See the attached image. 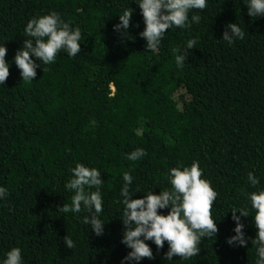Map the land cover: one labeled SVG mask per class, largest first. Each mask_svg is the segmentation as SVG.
<instances>
[{
  "label": "trees",
  "instance_id": "obj_1",
  "mask_svg": "<svg viewBox=\"0 0 264 264\" xmlns=\"http://www.w3.org/2000/svg\"><path fill=\"white\" fill-rule=\"evenodd\" d=\"M136 2L0 0V45L10 64L0 85V186L8 189L0 200V259L19 247L24 264H121L131 251L121 243L123 205L116 202L123 173L131 171L133 190L140 189L132 199H140L169 189L171 168L198 161L219 193L212 210L218 232L188 260L168 262L167 242L157 251L147 241L155 259L141 264H255L254 212L241 217L247 247L226 241L235 235L230 211L246 204L241 190H256L249 172L264 189V17H250L244 0H208L199 24L166 30L150 52ZM125 8L133 10L126 34L113 30ZM51 11L81 28V53L61 52L45 66L33 58L41 67L25 82L14 62L28 38L24 28ZM230 23L245 30L231 46L222 40ZM193 38L196 48L178 68L174 49ZM136 148L147 155L128 161ZM77 163L102 172L103 236L83 223L87 212H58L71 205L74 193L64 185Z\"/></svg>",
  "mask_w": 264,
  "mask_h": 264
},
{
  "label": "clouds",
  "instance_id": "obj_2",
  "mask_svg": "<svg viewBox=\"0 0 264 264\" xmlns=\"http://www.w3.org/2000/svg\"><path fill=\"white\" fill-rule=\"evenodd\" d=\"M145 28L140 33L146 40V50L156 52L164 40L166 30L172 28L191 29L193 24H199L201 12L207 8L208 0H138ZM250 17H264V0H244ZM193 10H200L190 15ZM133 10L125 8L119 15V23L114 25V31L127 33L130 27ZM24 34L28 37L23 40V46L17 51L14 62L25 82H33L37 76V69L41 67L33 58L42 61V64L51 65L56 62L58 54L64 52L70 58H76L81 53L82 31L79 26L73 28L64 21L56 11L46 15L33 17L26 23ZM245 30L235 23L227 25L223 33V41L233 45L237 40H243ZM197 39H189L183 48H175L177 53L175 63L183 68L189 55V50L195 49ZM7 49L0 45V85L8 79L10 64L5 57ZM147 155L143 148H136L126 155L128 161L136 162ZM71 178L65 183L67 191L74 193L71 205L64 204L58 208L61 213L87 212L83 223L91 227L96 236L104 235L105 223L100 218L104 211V199L101 188L104 182L101 179V170L77 163L71 170ZM204 177V170L198 161L190 167H175L169 170V189L154 194L150 190L143 198L132 199L140 192L133 190L134 177L131 171H125L122 176L123 185L120 188L123 205V235L121 243L130 252L122 259L121 264H141L144 258L155 259L152 248L147 241L163 249L165 242L168 251L163 259L173 261L174 256L188 260L199 254V245L205 238H212L218 232L213 219V204L219 193L212 186V182ZM249 187L255 191L241 190L246 204L240 208H233L232 220L235 235L227 239L229 246L247 247L248 239L244 232L241 217L247 218L250 211L254 212V225L257 229L255 239L251 240L256 249L255 264H264V189H260V179L249 172L247 175ZM93 189H95L93 191ZM8 195V189L0 186V200ZM169 209L167 215L161 210ZM236 213L240 215L237 216ZM90 214V215H89ZM64 244L73 249L76 244L68 236L64 237ZM0 264H24L22 250L13 247L0 259Z\"/></svg>",
  "mask_w": 264,
  "mask_h": 264
}]
</instances>
